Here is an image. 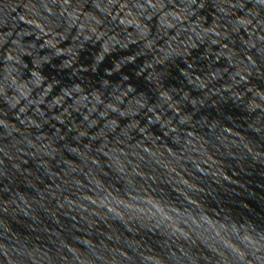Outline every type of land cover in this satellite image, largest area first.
I'll use <instances>...</instances> for the list:
<instances>
[{
  "label": "water",
  "instance_id": "1",
  "mask_svg": "<svg viewBox=\"0 0 264 264\" xmlns=\"http://www.w3.org/2000/svg\"><path fill=\"white\" fill-rule=\"evenodd\" d=\"M0 264H264V0H0Z\"/></svg>",
  "mask_w": 264,
  "mask_h": 264
}]
</instances>
